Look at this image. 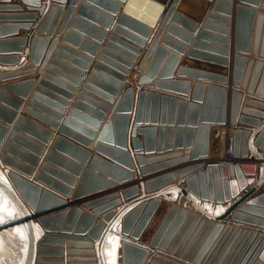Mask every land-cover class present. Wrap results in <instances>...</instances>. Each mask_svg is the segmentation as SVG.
<instances>
[{
    "label": "water",
    "instance_id": "water-1",
    "mask_svg": "<svg viewBox=\"0 0 264 264\" xmlns=\"http://www.w3.org/2000/svg\"><path fill=\"white\" fill-rule=\"evenodd\" d=\"M19 1L29 6H39L41 18L36 23V33L44 32L51 24L46 37L37 34L33 36L28 50V61L25 65L26 67L32 64L39 65V72L45 66L50 50L56 43L57 38L51 42L49 38L64 11L61 7L63 4H67V7L59 29V32L64 31L62 39L74 44L81 42L82 49L93 53L98 48V42L103 39L106 28L114 21V16L122 3V0H48L44 4H41L40 0ZM142 1L153 3L158 9L155 17L162 19V23L154 33L145 56L138 63L142 73L133 78L134 82L126 81L128 86L123 87L122 83L130 77L131 68L140 51L129 42L143 46L152 33L150 28L154 16L150 17L151 19L148 17L142 19L132 14L128 8V4L139 7ZM157 1H127L112 26V32L116 35L108 36L99 58L113 69L95 63V69L85 79L82 89L68 110H66L68 100L75 90L70 84L79 82L81 76L75 69L72 70L79 76L78 79L63 70L55 69L50 64L38 80L23 79L0 87V196L7 199L9 210H14L18 214L16 218L0 224V232L21 230L25 238V247L20 264H63L62 261H43L37 258L62 255L61 249L40 247L43 245L61 247L63 243L57 238L66 239L68 235L70 236V241L66 243L69 247L68 252L79 250L72 247H82V253L87 255V260L89 259L87 264H107L104 248L111 245L113 237L117 238L118 251L121 250V264H142L149 255L148 251L152 253L150 264H161L160 261L182 264L180 262L183 261H175L171 254L195 264H264V193L249 197L264 183V129H260L254 136L249 129L235 127L236 123L251 128L257 127L264 119V101L256 99L264 94V76L258 86L256 85L264 62L247 57L253 36L252 54L255 55L260 50V56H264V12L257 14L256 17L254 7L245 4L247 0H239L241 2L235 5L230 81L232 86L244 89L248 95L254 94L256 98L248 97L244 99V104L257 108L239 110L242 92L236 89L230 91L228 108V88L223 85L227 82L226 46L229 43L231 24L230 0H213L206 20L195 38L206 37L212 42L203 44L195 40L192 43V47H202L209 53L190 50L180 64L177 77H181L183 73H191L196 76L194 79L207 80L193 83L176 78L169 80L180 61V54L168 50L163 45L155 47V43L163 32L161 41L175 50L182 51L183 43L172 34L183 33L184 39H188L190 33L184 28L192 32L196 30L195 21L184 15L186 12L181 10L182 5L184 4V9H191L195 4L193 11L196 14V10L202 8L203 3L211 0H183L184 3L182 0ZM186 1L193 4L187 5ZM5 2L9 3L10 0H0V4ZM51 2H57L59 5ZM251 2L257 3L258 0ZM177 4L179 6L174 11ZM0 7L22 9L17 2ZM23 16L30 20L29 22L36 18V15ZM70 17L68 28L64 29V24ZM16 27L1 26L2 29ZM24 27L27 29L30 25L26 24ZM83 35L86 38H82ZM20 36L0 40V50L22 52L25 40L23 34ZM108 48L113 52L108 51ZM70 51L78 58L84 59L80 53L62 43L59 44L55 55L83 66L76 59L70 58L68 54ZM107 54L111 59L105 58ZM192 58H201L211 63L204 65L206 71L184 67L188 63H195ZM0 61L16 62L18 56L0 57ZM23 61L24 59L21 60ZM50 61L70 69L55 58ZM250 68H253L251 75ZM50 70L59 77L50 75L47 72ZM19 73L21 72L0 76L13 78ZM93 75H97L100 80L94 79ZM34 83L36 85L23 111L42 124L51 128L58 127L59 133L53 136V142L41 162L39 158L45 148L43 145L52 133L50 129H45L43 125L29 117L21 115L3 142L8 124L13 122L16 109L20 107L23 98L27 97ZM134 83L137 85L136 88L133 86ZM149 86L172 94L153 91ZM110 103L114 104L113 110L103 122ZM174 125L177 127H173ZM212 125L216 126L215 129H212ZM229 126L232 127L233 157L239 159L251 156L258 161L259 177H245L240 166L235 165V179L221 181L219 167L204 166L207 159L220 155L221 128ZM34 136L42 143H38L39 140ZM252 144L259 148L261 154L255 151ZM90 146H93L96 154L91 152ZM163 146L166 149L172 146L184 147L185 151H173L155 157H144L142 153H135L133 157L138 164L139 172L144 177L162 168L182 163L190 156L197 162L175 171L180 178L184 177L183 185L181 183L169 185L161 192L143 194L139 197H135L138 191L137 184L127 185L121 189L126 203L117 211L103 214L100 219L94 214L102 213L101 210L105 207L94 208L93 205L110 198H117L109 204L111 207L120 204L118 192L112 191L92 201H85L80 207L73 206L71 209L66 207L52 212L65 204L59 195L78 199L132 178L134 164L130 148L136 152L144 150L148 153L154 151L156 147L161 151ZM166 158L176 159L143 167L149 165L147 163L152 160L163 161ZM86 163L87 168L76 182L81 166ZM175 180V174L167 171L146 179L144 188L146 192L153 191ZM253 182L256 184L251 190L238 197L239 193ZM173 192L179 193L193 210L189 211L186 207L173 202L176 197ZM162 194L166 201L173 203L145 244L141 241L142 234L159 207ZM232 199L234 202L218 217L208 213L206 208H202L196 201L222 204ZM246 199V203L241 204ZM89 209L91 210L88 211ZM210 209L212 210V207ZM227 216H230V222L225 221ZM118 217L121 219L116 231L114 224ZM238 223L263 230L252 231L251 228ZM57 234H60L59 237Z\"/></svg>",
    "mask_w": 264,
    "mask_h": 264
},
{
    "label": "crops",
    "instance_id": "crops-1",
    "mask_svg": "<svg viewBox=\"0 0 264 264\" xmlns=\"http://www.w3.org/2000/svg\"><path fill=\"white\" fill-rule=\"evenodd\" d=\"M40 1H41L40 2L41 4H44L48 0H40ZM127 1L128 0H122V3L120 4V8L118 10V13H120L124 9V7L126 6ZM150 1L158 2L157 0H150ZM251 1L252 0H247L245 2V4H248V5H251V7H254V9L257 12V14H259L261 12H264V9H263L264 0H258L257 3H254V2H251ZM14 2H17L21 6L22 9L21 10H14L12 8H1L0 7V40L10 39V38H15V37H21L20 35L23 34L24 36H22V37L24 38L25 42H24V44L22 46V52H20V53H17L16 50H6V51L0 50V57H11V56H15V55L18 56V61H16V62H14V61H0V75H5V74H9V73H18V72H21V73L17 74L16 77H13V78L1 77L0 76V87H2L3 85H7L9 83L15 82V81H21L23 79L35 78L36 80H38V78L40 77L42 72H46L47 65H50V64L55 69L63 70L64 72L69 73L70 76L77 77V79H78L79 76H77L76 73H74L73 70H72V69H75L76 71L81 73V76L79 77V80H78L79 82H77L76 84H70V85H72L74 87L75 90L71 94V99L68 100L69 102H68V106L66 108V110H68L70 105L76 99L77 93L80 91V89H82V86L85 83V79L88 76H90L91 75L90 74L91 71L93 69H95V63H99L100 65H102L104 67H108L110 69H113L105 61H103V60H101L99 58H100V55L102 53V49H104L105 42H107V40H108V36L112 35V34L116 35V34H114L112 32V26H113L115 20L118 17V13L114 16V21L110 24V26L108 28H106L105 35H104L103 39L98 42V48L96 49V51L91 53V52H88V51H86V50L81 48V46H80L81 42H80V44H74V43H71V42L69 43L67 41H64L62 39L64 31L63 32H59V29H60V27H61V25H62V23L64 21L65 9H66L67 5L63 6L64 11L61 14L60 18L58 19V22L56 23V26H55V28H54V30L52 32V35L49 38V42H51L54 38H57L56 39V43H55L54 47H52V49L50 50L49 58H48V60H47V62L45 64V66L43 67L42 71L39 72L38 71L39 65L33 66L34 64H32L30 67H26L25 62L28 61L27 60V55H28V50H29V48L31 46V42H32L33 36L35 34H37V35H39L41 37H46V35L48 34V32L50 30L51 24L47 27V29L44 32L36 33L37 31L35 30V26H36V23H37L38 19L41 18V15H40V12H39V6H29L26 3H21L19 0H10L9 3L5 2V3L0 4V5H4V6L12 5ZM240 2L241 1H239V0H230V9H231V11H230V16L229 17H230L231 24H230V34L228 36L229 43L226 46V49H228V56L226 57V59L228 60V65H227V68H226L227 69V75H226L227 82H226V84H223V85L228 88V108H229V98H230L229 94H230V91L232 89H236V90H239V91L242 92V99H241V102H240V105H239V110H241L242 108H248V109L257 110V108H255V107L247 106V105L244 104V99H246L248 97L254 99V98H256L255 95L254 94L253 95H248L245 92L244 89H241L240 87L232 86L231 85V81H230L231 68H232V53H233V50H234L233 49L234 48L233 47V22H234V17H235V5L237 3H240ZM51 3L59 5L57 2H51ZM212 3H213V0H211L210 2L207 3V7L205 9H203V8L199 9L200 12H201V16L198 17V18L192 16L191 14H189L187 12L185 13L187 16H190V18L193 17L194 18L193 21H195V23H196V27H195L196 30H193V32L190 31V29H188V28H184V30L187 31V33H190V36H189L188 39H184L183 33H178L176 35L171 33L173 35V37H175V39H177L178 41L183 43L184 48L182 49V51L181 50H175L170 45H168L166 43H163L161 41L162 36L164 35L163 32L158 37V39L156 40L155 47H156V45H163L168 50L174 51L175 53H179L180 57H181L179 63L175 66V68H174V70L172 72V78H170L169 80H173V79L176 78V79H180V80L190 81L191 83H193V81H202V82L203 81L204 82L207 81L206 79H197V78L194 79V77H196V76H194L191 73H183L181 77H177V73H178L180 64L184 61L185 55H187L188 51L193 50V51H199V52H206V50L203 49L202 47H196V46L192 47V43L195 40H197L198 43H203V44L212 42L211 39H208L206 37H201V38L195 39L197 37V33L201 30L203 22L206 20V18H205L206 14L210 11V7H211ZM178 6H179V4L176 5L174 11L178 8ZM23 15H36V18H35V20L29 22L30 20H28ZM70 20H71V17L68 18V20H66V22L64 24V29L68 28ZM161 20L162 19H159V18H156L154 20V22H153V24H152V26L150 28V29H152V33L149 36V38L146 40V43L143 46L138 45V44H134L133 42H129L128 41L131 45H133L134 47L140 49V51H139V53L137 55L136 62L133 64V66L131 68L132 69L131 71H133L134 68L136 70H138V63L145 56V54L147 52V47L149 46V43H150L154 33L157 31L158 26H160V24L162 23ZM169 21H168V23H169ZM26 24L30 25V27H28L27 29L24 27V25H26ZM3 25H7V26H10V25L14 26L15 25L17 27L16 28H9V29H2L1 26H3ZM82 38H86V36L83 35ZM60 43L66 45L71 50L80 53L84 57V59L83 58H78V56L74 55L71 51L68 54L70 55V58L76 59L77 61L82 63L83 66L77 65L72 60L69 61V60H67V59H65V58H63V57H61L59 55H55V51L58 49V46H59ZM155 47L153 48V50L155 49ZM108 51H112L113 52V50H111L110 48H108ZM252 52H253V48L251 46L250 52L247 54L248 59H250V58L260 59V60H262L264 62V56H260V50L257 51L256 52L257 54H255V55L252 54ZM206 53H209V52H206ZM151 54L149 55L148 60L150 59ZM214 55H217V54H214ZM52 58L57 59L59 62L63 63L67 67H70V69L62 67L59 64L51 63L50 59H52ZM105 58L106 59H111V56L109 54H107V55H105ZM22 59H24L23 62H21ZM192 60L196 64L195 63H188L184 67L189 68V69H193V70H198V71H206V68L204 67V65L207 64V63H211L209 61L202 60L201 58H192ZM246 67H245V71H246ZM250 70H251V72H250V75H251V73L253 71V68L252 69L250 68ZM23 71H28V72H23ZM135 71L133 73H135ZM47 72L50 75H53V77H59V76H57L58 74L55 73L52 70L47 71ZM207 72H210V71L207 70ZM21 74H24V75H21ZM132 76L133 75L131 73L130 77L127 78L128 80H125L122 83L123 87L128 86L126 81L134 82L132 80ZM263 76H264V67H263V69H260V71H259L258 79L256 81V85L257 86L260 83V81H261ZM7 78H9V79H7ZM93 78L100 80L97 75H93ZM35 85H36V83H34V86H33V88H31L30 92L27 94V97L23 98L20 107L18 109H16L15 117H14L13 122L8 124L9 130H8V132H7V134H6L5 138H4V141L6 140L8 134L15 127L14 126L15 122L21 115H25V116L29 117L28 115H26L24 113L23 109H24V106L26 105V103L28 102V99L31 96V93H32ZM91 85H92V87H95L93 84H91ZM133 86H134V88H136L137 87L136 83H134ZM149 88L152 89L153 91H159L161 93L172 94L171 92H168V91H165V90H161V89L152 88L150 86H149ZM121 91H122V89H121ZM173 95H178V94H173ZM118 96L116 97V99L118 98ZM179 97L189 98V96H179ZM256 99H258L260 101H264V94L260 98H256ZM113 107H114V104L110 103L109 104V109H108V111L105 114L103 122L109 117L110 113L113 110ZM64 116H65V114L63 115V117ZM29 118L32 119L33 121H36L37 123L43 125L45 127V129H50L49 131H51V133H52L50 138H48L49 140H47V142L43 145V147H45V148L42 151V154L40 155V158H39V162H41L43 160V158H44V155H45L46 151L48 150L49 146L53 142V140H52L53 136L54 135H59L58 127L51 128V127H49V126H47L45 124H42V123L38 122L37 120L33 119L32 117H29ZM59 125H61V122H59ZM156 125H158V124H156ZM173 127H177V125H174ZM211 127H212V129H215L216 126L212 125ZM235 127H241V128L249 129L250 131H252V134H254V136H256L257 135L256 132H258L260 129H264V119H262L260 121V124L257 127L251 128V127H247V126H244V125H239L238 123L235 124ZM226 129H227L226 133L227 132H229L230 134L232 133V127L231 126L226 127ZM98 131L96 132V134L98 133ZM140 138H141V136H140ZM35 139L39 140L38 143H42V142H40L39 138L35 137ZM221 143H222V140H221ZM251 146H253V144ZM21 148H24V147H21ZM253 148L255 149V151L258 154H261V151L259 150V148H255L254 146H253ZM89 149H91V152L93 154H96V152H94L93 146H90ZM220 149L222 150V145L221 144H220ZM129 151L131 152L132 162L134 164V170H133L134 176L132 178H130V179L124 181V182H118V183L115 184V186H113L111 188H108V189H105V190H101V191H99L97 193H94L92 195L81 197V198H78V199H71V196L64 197V196H61V195L57 194L56 192H54V193H56L62 199H64L68 203V207H71V206L80 207L81 203H83L85 201H92L95 198L102 197V196H104L107 193H110L112 191L118 192L119 193L118 198L121 199V203L120 204H117V205L111 207V205H109V204L112 203L117 198H110V199H105V200L93 205L94 208L105 207V208H103L101 210L102 213L94 214L97 217V219H100L103 214H106V213H108L110 211H114V210L117 211L120 207H122L126 203V200L124 199L123 195L121 194V189L123 187H126L127 185H130V184H137L138 191H137V196H135V197H139V196H141L143 194L147 195V194H152V193H156V192H161V191L165 190L169 185L179 184V183H181L183 185L184 177L180 178L179 175H177L175 171L178 170V169H181V168H183L185 166L192 165L193 163L197 162V160H192L191 157L189 156L188 159L186 161L182 162V163H178L176 165H172V166H169V167L162 168L160 170L152 172V174H150V175H147V176L143 177L141 175V173L139 172V167H138V164H137L136 160H134L133 154L142 153L144 157H155V156L165 155V154L171 153L173 151L184 152L185 151L184 147L175 148V147L172 146L170 149H166L165 146H163L161 148V151H158L157 147H156L154 149V151L148 152V153H145L144 150H140V151L136 152V151H133L131 148H130ZM182 155L184 156V154H182ZM183 156H179V157H183ZM173 159H176V158H166L163 161H161V160H158V161L152 160L149 163H147L149 165L143 166V167L155 166V165H158L159 163H164L166 161H171ZM240 159L244 160V161L253 160V158L251 156H248V157H245V158H240ZM118 163H119V161H118ZM0 164H1V162H0ZM87 164L88 163H86L83 166H81L83 168V170H82L80 175H82L84 170L87 168V166H88ZM144 165H146V164H144ZM167 171H172L175 174V178H176L175 181H173L170 184H166V185L160 186L156 190L149 191V192L145 191L146 189L144 188V181L146 179H148V178H150L152 176L159 175L161 173L167 172ZM80 175H78L76 177V182L79 181ZM258 177H259V175H258ZM254 184H256V182H253L252 184L247 186L243 191H241L239 193L238 197H242V195H245V193L248 190H251V188H252V186ZM164 194L160 195L161 203H160L159 207L157 208V210H156L154 216L152 217L151 221L149 222L147 228L145 229L144 233L142 234L141 241L143 243H145V244L148 243V241L150 240L154 230L159 225V223L163 219L166 211L168 210L169 206L173 202H176V203L180 204V206L186 207L189 211L193 210L192 207L190 205H188L185 202V200L180 196L179 193L173 192V194H175L174 196H176L175 200L173 202L166 201L164 199ZM256 194H257V191L254 192L253 194H251L249 197H253ZM249 197L247 199H249ZM247 199L245 201H243L241 204L246 203ZM0 201L2 203L4 201V198H2L1 196H0ZM196 201L199 203L198 205L202 206V208L203 207L205 208V205H207L209 208L212 207L211 211H209L208 208H206V211H208V213H210L211 215H214V216L218 217L219 214L222 211H224V209L226 207H228L231 203L234 202V199H232L230 202L222 203V204L209 203V202H206V201L204 202V201H201V200H196ZM61 209H63V208L54 209V210H52V212L53 211L54 212L55 211H59ZM217 209H222V211L219 214H216V210ZM90 210L91 209H89L88 211H90ZM196 215L199 216L200 214L196 213ZM120 219L121 218L118 217L116 223L114 224L115 225L114 226V230H116V231L119 228ZM33 221L36 224V220L34 219ZM225 221L226 222H230V216H227ZM215 223H217V222H215ZM238 225H241V226H244V227H249V228L252 229V231H254V229H261V228H256L255 226H249V225L242 224V223H238ZM261 230H263V229H261ZM149 233H150V235H149ZM147 236L148 237L150 236V237L148 238ZM68 241L69 240L64 239L62 241V243H63L62 247H57V245L56 246L55 245H43V246L40 247L41 249H61L63 251V258L62 259L55 258V256H52V255L40 256V258H37V259H40V260H43V261H62L63 264H87V263H89V261L86 258L87 255H85V253H82L83 252V250H82L83 248L82 247H72L73 249H79V250H74L73 253H70V262H68L67 258H68L69 255H68V252H67L68 247L66 245V243ZM24 242H25V238H24V236H23V234L21 232L16 233L14 230H10V231L9 230H5L3 232H0V261H1V259H4V264H20L21 258H22L23 253H24V247H25ZM117 243H118L117 238L113 237L111 245H106L105 248H104V256H105L107 264H116V263L121 264V262H122V259L120 258L121 250L118 251L117 247L115 248L114 256H109L108 255V252L111 251L113 245L117 244ZM148 252H149V255L142 262V264H150V260L152 259V253L150 251H148ZM118 256H119V258H118ZM171 256L176 259L175 261H179V262L183 261V262H180L182 264H191L192 263L191 261L185 260L184 258H182L180 256H176L174 254H171ZM160 263L161 264H173V263L168 262V261H166V262L160 261ZM0 264H1V262H0ZM192 264H195V263H192Z\"/></svg>",
    "mask_w": 264,
    "mask_h": 264
},
{
    "label": "bare ground",
    "instance_id": "bare-ground-1",
    "mask_svg": "<svg viewBox=\"0 0 264 264\" xmlns=\"http://www.w3.org/2000/svg\"><path fill=\"white\" fill-rule=\"evenodd\" d=\"M182 3H184L183 2V0H182ZM184 5V4H183ZM183 5H182V8H181V10L182 11H184V12H187V13H189V14H191L192 16H194V17H200L201 16V12H200V10L199 9H197L196 11H197V13L195 14V12L193 11L194 9H193V7L191 8V9H189V8H183ZM61 7H63V6H61ZM207 7V3H203V9H205ZM128 8H129V11L132 13V14H134V15H137V16H139V17H141L142 19L143 18H146V17H148L149 19H151L150 17H152V16H154V20L156 19V17H155V12L156 11H158V9H156L155 7H154V5H153V3H151V2H144V1H142V4H140V6L139 7H137V6H135V5H132V4H128ZM196 8H198V7H196ZM201 8V9H202ZM64 10V9H63ZM151 14H154V15H151ZM185 14V13H184ZM186 15V14H185ZM256 16H257V12H256ZM190 17V16H189ZM192 19H194L193 17H191ZM154 20H153V22H154ZM254 29H255V20H254V24H253V31H254ZM262 31H263V29H262ZM254 33V32H253ZM253 40H254V36L252 37V43H251V46L253 45ZM139 65V64H138ZM131 73H132V80H133V78L135 77V76H137V74L138 75H140L141 73H142V70L139 68V66H138V70H136L135 71V73H133V71H131ZM130 73V74H131ZM8 130H9V127H7V132H8ZM223 130H227L226 128H222L221 129V132H220V144H221V140H222V150L220 149V155L218 156V157H215V158H209L208 160H207V163L210 165V166H217V162L219 161V159L218 158H220L221 157V154H222V151L224 150V146H223V142H225V139H224V136H223V134H222V131ZM11 133V132H10ZM9 133V134H10ZM3 142H5L4 141V139H3ZM82 170H83V168L81 167V170H80V172L78 173V175H80L81 174V172H82ZM219 170H220V175H221V177H223V178H227V174H229L228 172H231L230 171V168H229V166H227V164L225 165H220V168H219ZM85 171V170H84ZM84 173V172H83ZM77 175V176H78ZM222 181V180H221ZM64 197H69V196H64ZM72 199V198H71ZM63 201H64V205H62V206H60V207H58V208H68V209H71V207H73V206H71V207H68V203L63 199ZM58 235H60V234H57V236ZM59 237V236H58ZM60 237H65V236H60ZM57 239H60L61 241H63L64 240V238H57ZM184 239V238H183ZM66 240H69L70 241V236L68 235L67 236V238H66ZM70 244V243H69ZM61 247H62V245H61ZM67 247H68V245H67ZM69 248V247H68ZM67 252H68V250H67ZM70 253H73V252H68V258H67V260H68V262H70ZM86 255V254H85ZM55 258H59V259H62L63 258V254L62 255H60V256H56ZM89 260V259H88ZM173 264L174 263H176V262H172Z\"/></svg>",
    "mask_w": 264,
    "mask_h": 264
},
{
    "label": "built area",
    "instance_id": "built-area-1",
    "mask_svg": "<svg viewBox=\"0 0 264 264\" xmlns=\"http://www.w3.org/2000/svg\"><path fill=\"white\" fill-rule=\"evenodd\" d=\"M62 6H66V4H63ZM135 70L136 69L134 68L133 72ZM137 76H138V74H137ZM222 134H223L224 139H225V142H223L224 150L222 151L221 157L218 158L219 161L217 162V167L220 168V165H224V164L226 165L227 164V166H229L231 172H228L229 174H227V178H223L220 175V179L221 180L235 179V172H234V166L235 165L240 166V168L243 172V175L245 177L257 178L258 175L260 174L259 162L256 161L255 159H253L251 161H244V160H241L240 158L235 159L233 157V145H232L231 134L229 132L226 133V130H223ZM204 166H210V165L205 161ZM210 167H213V166H210ZM257 193H264V183H262L259 186V188L257 189Z\"/></svg>",
    "mask_w": 264,
    "mask_h": 264
},
{
    "label": "snow or ice",
    "instance_id": "snow-or-ice-1",
    "mask_svg": "<svg viewBox=\"0 0 264 264\" xmlns=\"http://www.w3.org/2000/svg\"><path fill=\"white\" fill-rule=\"evenodd\" d=\"M205 208H208L207 205H205ZM209 211H211V209H208ZM222 211V209H217L216 210V214H219ZM18 214L13 210L10 211L9 210V205H8V201L5 198L3 201V204L0 205V224L6 223L9 219H14L16 218ZM17 233H19L21 230L20 229H16L15 230ZM118 247V244H114L111 251L108 252L109 256H114V251L115 248Z\"/></svg>",
    "mask_w": 264,
    "mask_h": 264
},
{
    "label": "rangeland",
    "instance_id": "rangeland-1",
    "mask_svg": "<svg viewBox=\"0 0 264 264\" xmlns=\"http://www.w3.org/2000/svg\"><path fill=\"white\" fill-rule=\"evenodd\" d=\"M186 3H187V5H189V4L192 5V4H193V3H191L190 1H186ZM66 5H67V4H66ZM192 6L194 7L195 4H193ZM198 8H199V7H198ZM221 145H222V143H221ZM2 204H3V203L0 201V205H2ZM149 235H150V233H149ZM147 237H148V236H147ZM149 237H150V236H149ZM149 237H148V238H149ZM0 262H1V264H4V259H1Z\"/></svg>",
    "mask_w": 264,
    "mask_h": 264
}]
</instances>
